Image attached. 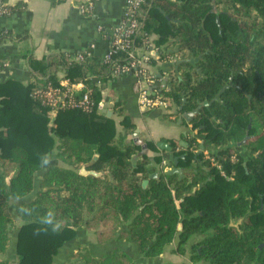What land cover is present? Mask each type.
Here are the masks:
<instances>
[{
	"label": "trees",
	"instance_id": "16d2710c",
	"mask_svg": "<svg viewBox=\"0 0 264 264\" xmlns=\"http://www.w3.org/2000/svg\"><path fill=\"white\" fill-rule=\"evenodd\" d=\"M24 7L0 0V18ZM138 20L136 42L153 37L157 48L150 66L173 59L176 81L164 94L166 115H179L183 104L182 112H190L208 103L184 123L197 131L187 135V147L169 142L174 156L185 155L178 166L193 171L182 178L162 174L158 165L169 162L167 155L137 157L140 147L128 140L136 126L120 102L114 100L121 120L97 111L112 79L109 64L65 53L30 56L40 79L0 84V254L11 241L14 214L21 221L17 264H54L86 228L96 231L99 245L113 239L133 244L136 258L155 259L174 246L179 256L189 249L192 264H264V0H145ZM10 37L1 31L0 44ZM6 58L0 55V71ZM189 59L197 61L178 64ZM59 72L91 92V112L61 109L50 120V109L31 97L37 85L57 83ZM146 144L156 152L152 141ZM200 145L227 174L235 171L233 180L197 153ZM83 166L101 176L81 175ZM240 219L238 228L230 226ZM69 264L133 262L122 251L98 256L85 247Z\"/></svg>",
	"mask_w": 264,
	"mask_h": 264
},
{
	"label": "crops",
	"instance_id": "0c3cea01",
	"mask_svg": "<svg viewBox=\"0 0 264 264\" xmlns=\"http://www.w3.org/2000/svg\"><path fill=\"white\" fill-rule=\"evenodd\" d=\"M21 2L25 3L21 12L7 18H0V32H9L11 36L0 44V55L7 56L4 68L0 71V84L14 81L26 86L40 79L34 77L28 65L30 56L36 60H42L50 55L60 53L69 56L86 53L87 59L103 63L109 43L98 33L97 27L103 26L109 29L118 25L127 4V0H98L94 3L93 16L89 17L78 11L80 0H63L56 5H52L51 0H5V4L8 6H15ZM171 64L172 62L169 61H157L150 66L149 74L153 79V88L160 90L169 85L171 72L174 71ZM62 78L63 75L59 72L57 80ZM94 83L99 85L96 79ZM133 84L134 79L131 76L116 77L109 81L107 88L103 91V101L106 105L105 115L111 112V117L117 116L115 113L119 111V108L115 107L114 100L120 102L123 115L128 116L135 124L139 130V136L146 135V139L141 140L145 143L152 141L156 145V152H160L162 155H167L168 152L164 153L157 148L159 142L170 144L169 142L172 140L178 144L181 141L187 144V135L191 136V130L183 122L179 125L182 113L186 112L179 111V115H175V111L172 109L170 112L174 114L168 116L163 110L142 111L133 92ZM121 119L118 117L116 120ZM180 168L184 174L193 171L192 168ZM12 175L13 173L10 177ZM13 219L11 241L7 251L2 254L4 257L0 255V260H9L10 264H17L15 242L21 221L15 215ZM85 247L98 256L104 253L112 254L115 251L125 252L133 264L139 263L138 259H141L140 257L136 258L134 245L115 239L107 244L99 245L97 244L96 231L86 228L77 231V236L61 249L54 264H69L77 252L84 250ZM172 249L174 246L168 252L155 258L154 264H176L172 262L175 258L179 262L180 256L173 253ZM6 254H9V257H6ZM187 255L189 258L188 252L184 256Z\"/></svg>",
	"mask_w": 264,
	"mask_h": 264
},
{
	"label": "built area",
	"instance_id": "2783aa9c",
	"mask_svg": "<svg viewBox=\"0 0 264 264\" xmlns=\"http://www.w3.org/2000/svg\"><path fill=\"white\" fill-rule=\"evenodd\" d=\"M98 0H80L78 11L80 14L92 17L94 3ZM145 0H127L123 16L118 25L113 28H104L98 26L97 31L104 39L108 40L109 49L103 58V63L109 64L111 69V77L131 76L134 79L133 92L136 95L139 108L145 112L155 110L167 111L169 102L166 92H169L171 82L176 81L175 72H171V82L168 86L162 87L160 90L153 88V79L149 74L150 62L157 60V48L153 43V37H144L141 44L136 42L139 35L140 22L138 20L139 10ZM73 60L83 61L87 58L86 53L70 56ZM169 62H173L170 59ZM31 97L39 100L43 105L50 109L49 119L52 120L57 112L61 109H74L84 112L93 110V102L91 92L85 90L82 83H71L67 79H60L57 83L47 82L37 87L31 92ZM112 104V103H111ZM114 105V104H113ZM105 102L99 104L97 111L105 114ZM191 130V137H196L192 126L188 124ZM197 142H201L197 140ZM204 158L208 161L219 174L227 180H233L235 171L232 170L227 174L216 157L210 151H202ZM237 155L231 156L232 163L237 162ZM172 169V165L166 160L159 164V172L168 173Z\"/></svg>",
	"mask_w": 264,
	"mask_h": 264
},
{
	"label": "water",
	"instance_id": "95a60500",
	"mask_svg": "<svg viewBox=\"0 0 264 264\" xmlns=\"http://www.w3.org/2000/svg\"><path fill=\"white\" fill-rule=\"evenodd\" d=\"M218 22V19L216 20ZM197 61V59H189V60H185V61H179L178 64L180 63H184V64H191L193 65L195 62ZM226 89V88H225ZM221 90L220 93L217 95V97L213 100H217L221 95L222 93L224 92V90ZM184 106V104H183ZM183 106H181L179 108V111L182 112L183 110ZM203 106H208V103L207 102H204L203 104H200L197 106L196 109H193L192 111L190 112H186V113H182V118L184 119L185 123H190L191 120L193 119L194 116H196L199 112V110L203 107ZM112 113L111 112H108L106 117H111ZM182 118L179 120V125L182 123ZM139 130L136 129L135 132L131 135V136H128V140H131L133 139V142L136 146L140 147V152L139 154L137 155V157H142V156H148L150 158L152 157H165V155H162L160 152H153L152 150L148 149L147 147V144L143 141V140H140L139 139ZM186 136V134H184ZM179 145L180 146H183L184 148L187 147V144L183 141L179 142ZM157 148L162 151V152H168L167 154V159L169 160V162L172 163V169L168 172L169 174L171 175H178L179 177H183L184 176V172L183 170L178 166V163H179V160H185V155H180V156H174L173 153H172V147L166 143V142H159L157 144ZM203 151V145H200L199 147V150L197 153H201ZM97 158V156L95 157ZM81 175L83 176H86V175H92L94 177H100L101 175L94 172V171H87V167L86 166H83L79 172ZM157 177V174L154 173L150 176V178H156ZM148 185V180H144L142 182V186L145 188L146 186ZM195 191V189H194ZM241 220H238V221H231L230 222V226L231 227H235V228H238V225L241 223ZM181 228V226H179V229ZM259 248H264V243L261 244L259 246Z\"/></svg>",
	"mask_w": 264,
	"mask_h": 264
},
{
	"label": "rangeland",
	"instance_id": "374dc122",
	"mask_svg": "<svg viewBox=\"0 0 264 264\" xmlns=\"http://www.w3.org/2000/svg\"><path fill=\"white\" fill-rule=\"evenodd\" d=\"M232 98H233V97H231L230 99H232ZM110 118H111V117H110ZM114 118L117 119L118 117L115 116ZM178 118H179V117H178ZM116 119H115V120H116ZM176 119H177V118H176ZM176 119H175V120H176ZM117 121H118V120H117ZM184 123H185V121H183V124H184ZM136 129H137V128H136ZM194 132L197 133L196 130H195ZM257 132H258V131H257ZM196 135H197V134H196ZM196 135H195V136H196ZM139 139H140V140H141V139H146V135H145V134H142V136H139ZM129 141H132V142H133V139H131V140H129ZM9 212L13 213V210H12V203L9 204ZM13 216H14V215H13ZM13 222H14V221H13ZM241 222H242V220H241ZM240 224H241V223H240ZM240 224H239V225H240ZM12 225H13V224H12ZM239 225H238V226H239ZM12 227H13V226H12ZM12 227H11V228H12ZM9 235L12 236V232H9ZM132 245H133V244H132ZM186 247L189 248V245H187ZM186 252H189V249H188ZM0 255H2V254H0ZM8 255H9V254H6V257H9ZM2 256L4 257V255H2ZM168 257H169V256H168ZM182 257H183V258H182ZM182 257H181V256L179 257V258H180V261H179V262H177V261H178L177 258L173 259L172 262H173V263H176V264H192V263L190 262L189 258H188V255H187V256H182ZM138 260H139V263H138V262H135L136 264H141V263L143 262V260L145 261L144 264H154V262H155V261H154L155 259H144V258H143V259H138Z\"/></svg>",
	"mask_w": 264,
	"mask_h": 264
},
{
	"label": "flooded vegetation",
	"instance_id": "af4514ba",
	"mask_svg": "<svg viewBox=\"0 0 264 264\" xmlns=\"http://www.w3.org/2000/svg\"><path fill=\"white\" fill-rule=\"evenodd\" d=\"M182 118V117H181ZM180 119V118H179ZM184 121V119L182 118V122Z\"/></svg>",
	"mask_w": 264,
	"mask_h": 264
}]
</instances>
